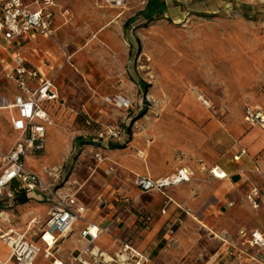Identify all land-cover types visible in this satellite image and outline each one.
Returning a JSON list of instances; mask_svg holds the SVG:
<instances>
[{"label": "rangeland", "instance_id": "obj_1", "mask_svg": "<svg viewBox=\"0 0 264 264\" xmlns=\"http://www.w3.org/2000/svg\"><path fill=\"white\" fill-rule=\"evenodd\" d=\"M148 1L128 0L122 12L103 7L98 0H60L62 20L57 22L55 39L39 38L40 45L30 44L20 53L27 59L36 57L37 63H43L41 50L62 57V94L71 98L73 93L66 87L72 86L79 99L74 104L68 100L65 107H47L51 124L46 150L29 157L26 164L46 180L51 179L49 173L58 174L60 185H64L82 154L92 162L94 151L106 142L99 135L107 125L126 130L129 138L119 142L126 149L139 153L147 148L151 156L165 162L192 159L194 151L203 148L212 164L227 162L244 169L245 182L232 217L238 227L226 219L221 231L231 245L236 244L238 256L232 247L229 254L222 252L219 257L218 246L225 244L215 236L220 233L209 221L197 218H191L189 224L167 223L163 233L168 236L157 250H163V258L176 256L185 262L186 242H194V264H224L241 255L243 264H264V250L250 248L239 234L253 229L248 218L255 211L245 199L247 186L255 185L264 192V128L244 119L247 107L264 113V0H165V15L154 22L137 16ZM136 16L137 20L126 26ZM66 56L71 60L66 61ZM60 68L58 65L54 71ZM40 71L48 76L45 69ZM60 82L61 78L58 86ZM123 99L133 108L115 106ZM142 111L145 116L137 119ZM89 117L101 124L88 125ZM175 131L185 133L186 139L181 143L170 140L168 135ZM16 139L11 115L4 112L0 119L3 151L11 150ZM88 143L92 145H84ZM239 149L247 153L235 162ZM37 200L39 203L6 205L0 235L10 228L23 232L32 218L45 217L49 207L40 194ZM253 220H263L259 227L264 229V215ZM246 222L248 225H242ZM145 223L149 220L137 222L140 228ZM83 228V222H78L73 235L62 243L66 262L87 247L81 237ZM137 232L128 236L127 242L131 243ZM119 245L103 236L94 247L118 259ZM9 254L10 249L0 240V259Z\"/></svg>", "mask_w": 264, "mask_h": 264}, {"label": "built area", "instance_id": "obj_2", "mask_svg": "<svg viewBox=\"0 0 264 264\" xmlns=\"http://www.w3.org/2000/svg\"><path fill=\"white\" fill-rule=\"evenodd\" d=\"M98 1L103 7L122 12L128 5V0ZM59 2L0 0V119L4 112L11 115V130L17 137L8 152L3 151L0 145V218L3 215L2 209L17 199L25 198L39 203L37 194L43 197L49 207L45 217L32 218L25 224L23 232L10 228L0 235L2 243L10 249L9 256L5 260L0 259V264H153L150 258L123 238L117 240L120 244L115 254L118 259L106 256L100 250L96 252L95 243L103 236H110L112 227L90 222L87 219L88 208L76 195L66 192V183L60 185L58 174L51 172V179L46 180L26 164L29 157L45 152L48 127L51 124L47 107L61 101L56 86L57 78L42 74L20 53L38 38L55 39ZM65 14L68 16L69 12ZM70 60L71 56H66V61ZM115 106L126 110L132 108L130 101L124 99L116 101ZM244 119L252 126L264 128V113L258 108L247 107ZM92 121L89 118L87 124L90 125ZM99 137L106 142H123L129 135L125 129L107 125ZM243 154L245 150H241L235 159L239 160ZM96 159L99 163L104 162L99 154ZM215 171L222 172L216 167L211 171L214 177L226 178H221ZM187 181V172L180 170L159 180L139 176L135 178L134 184L142 193L165 194L168 189ZM247 199L255 210L264 206V196L257 187H252ZM131 209L132 206L127 204L126 210ZM162 213L165 214V210ZM80 221L85 223L81 237L87 247L76 251L73 258L66 262L61 245L73 235V229ZM94 228L95 234L92 233ZM249 243L252 247L264 248V236L258 231L253 232Z\"/></svg>", "mask_w": 264, "mask_h": 264}, {"label": "crops", "instance_id": "obj_3", "mask_svg": "<svg viewBox=\"0 0 264 264\" xmlns=\"http://www.w3.org/2000/svg\"><path fill=\"white\" fill-rule=\"evenodd\" d=\"M58 20H62V5H59L56 11L57 30H59L57 26ZM38 40L39 38L32 44L40 45L41 43ZM40 53H43V63H37L36 57L30 55L28 59L37 69H45L48 77L57 78L56 86L61 103L52 105L65 107L68 100L71 102L70 104L78 102L79 99H77L76 92L72 86L66 87L73 93V95H70L71 98L68 94L66 96L62 94V68L65 65L62 57L56 56L50 50H41ZM58 65L61 68L55 72L54 70ZM60 78L61 82L58 86L57 81ZM95 111L97 112L99 109L97 108ZM101 117L97 118L101 119ZM97 121L100 122V120ZM168 136L170 140L176 143H181L187 137L182 131L171 132ZM117 143L120 144L119 142ZM241 150L245 149H239L236 152L234 155L235 162H240L246 155L247 151L245 150V154L239 160H236L235 157L239 155ZM94 152L92 157H90L91 163L86 160V155L83 156L82 154L65 184V190L67 193L76 195L78 200L88 208L87 219L90 222H95L104 227H112L109 238L113 241V245H117V240L122 238L124 241H130L128 236L138 231V236L134 235L130 244L140 253L150 258L153 264H194V242H186L188 254L185 262H183L184 259H179L176 256L173 259L163 258L161 256L163 250L159 251L157 248L164 237L168 236V233H163L167 223L171 225L177 224V222L182 225L184 223L189 224L191 218H197L204 222L209 221L215 231L220 233L215 234V236L218 240L224 241L225 244L224 246H218L217 255L219 257L222 252L229 254L232 247L236 249V244L232 243L231 245L221 231L225 229L222 222L226 219L231 220L235 228L238 227V222L235 219L233 220L232 217L235 215L234 204L237 195L243 189L245 182L244 177H242L244 176V169L227 162L212 164L211 160L204 156L203 148L195 150L192 159H171L169 162L161 161L151 156L147 148L144 151H139V153L126 148L112 150L109 148V142L102 143V146ZM97 154L104 158V162L99 163L97 161ZM216 167L224 172L226 175L225 179L214 177L211 171ZM110 168L113 171H109ZM180 170L187 172L189 181L168 189L165 194L142 193L134 184L135 178L139 176L159 180L172 176ZM252 187L257 186L250 185L245 190V199L251 207L252 205L247 199V195ZM260 192L264 196V192L262 190ZM127 204L132 206L131 210H126ZM252 209L255 212L250 214L248 221L253 226V229L251 231L243 229L239 234L241 238L246 239L245 242L249 244L250 248L264 250V248L252 247L249 243L253 232L258 231L264 236V229L259 227L260 224H263V220L259 222H254L253 220L256 215L259 217L264 215V211H262L264 208L261 207L258 211L253 207ZM163 210H165V214L162 213ZM139 219H148L149 223L143 224L144 227L141 226L140 228V225L137 224ZM83 224L85 227V223ZM243 224L248 225L247 222ZM181 237L182 235L179 234V241ZM237 251V249L234 251L236 256H238ZM225 258L226 256H224ZM224 264H243L242 255L238 259L232 262L226 261Z\"/></svg>", "mask_w": 264, "mask_h": 264}, {"label": "trees", "instance_id": "obj_4", "mask_svg": "<svg viewBox=\"0 0 264 264\" xmlns=\"http://www.w3.org/2000/svg\"><path fill=\"white\" fill-rule=\"evenodd\" d=\"M166 3L165 0H149L144 8L137 16L138 17H143L147 22H154L155 20L163 17L165 15V10H166ZM137 16L135 18L130 19L127 23L126 26H130L133 22L137 20ZM144 85V89H147V85L143 83L141 86ZM145 111H142L137 119H141L142 117L145 116ZM136 119V121H137ZM91 124H96V122L92 121ZM131 127V126H130ZM130 127L128 128V132L131 134ZM84 145H92L91 143L84 144ZM110 149L116 150V149H125L126 147L124 145H120L118 143H110L109 144ZM67 182V181H66ZM65 182V183H66ZM16 203L18 205H24L28 203V200L25 198H20L16 200Z\"/></svg>", "mask_w": 264, "mask_h": 264}, {"label": "bare ground", "instance_id": "obj_5", "mask_svg": "<svg viewBox=\"0 0 264 264\" xmlns=\"http://www.w3.org/2000/svg\"><path fill=\"white\" fill-rule=\"evenodd\" d=\"M200 100H201V99H200ZM206 104H207V103H206ZM215 173H216L217 175H220L221 178H225V177H226V176L223 175V174H224L223 171H222V172L215 171ZM92 233H93V234L96 233V228H94V229L92 230ZM95 251L97 252V249H96ZM107 259H109V258H107Z\"/></svg>", "mask_w": 264, "mask_h": 264}]
</instances>
